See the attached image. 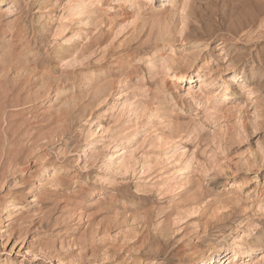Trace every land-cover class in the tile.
I'll list each match as a JSON object with an SVG mask.
<instances>
[{"label":"rangeland","instance_id":"1","mask_svg":"<svg viewBox=\"0 0 264 264\" xmlns=\"http://www.w3.org/2000/svg\"><path fill=\"white\" fill-rule=\"evenodd\" d=\"M262 136L264 0H0V264H264Z\"/></svg>","mask_w":264,"mask_h":264},{"label":"bare ground","instance_id":"2","mask_svg":"<svg viewBox=\"0 0 264 264\" xmlns=\"http://www.w3.org/2000/svg\"><path fill=\"white\" fill-rule=\"evenodd\" d=\"M72 3V2H71ZM81 4H86L87 5V2H85V1H81ZM172 5V4H171ZM172 6H177L176 4H173ZM79 14H81V12H79ZM163 29H165V28H163ZM169 32H167V29L166 30H164V31H162V33H161V35H160V38L162 39V40H164V39H167L168 38V34ZM168 39H170V37L168 38ZM167 39V40H168ZM166 61V63L164 64V63H162V65H163V67H164V70L166 71V72H168V73H170L171 74V76H172V80H174V82L175 83H177V82H180V81H183V80H187L188 79V81L191 83V82H195V81H197L198 83H199V85L200 86H203V85H207V80L204 78V77H202V76H192V75H185V72L184 73H180V72H177V70L175 69V68H173L172 66H170L169 65V63H168V61L167 60H165ZM196 78V79H195ZM228 94H224L223 95V98H222V100H221V102H225L226 101V99L228 98ZM263 142H264V136H262V139H261ZM238 186H244L243 185V183L241 184L240 182H239V184H238ZM236 255H237V251L235 250V252H234V254L232 255V256H230V257H227L226 258V260L227 261H229L230 263H232L233 262V260H235L236 259ZM232 257V258H231ZM225 262V261H224Z\"/></svg>","mask_w":264,"mask_h":264}]
</instances>
